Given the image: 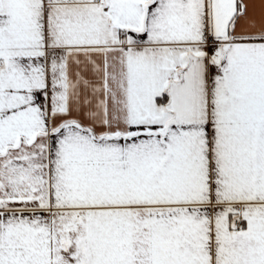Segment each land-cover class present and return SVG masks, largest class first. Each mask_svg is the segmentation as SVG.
I'll return each mask as SVG.
<instances>
[{
	"label": "snow or ice",
	"instance_id": "snow-or-ice-1",
	"mask_svg": "<svg viewBox=\"0 0 264 264\" xmlns=\"http://www.w3.org/2000/svg\"><path fill=\"white\" fill-rule=\"evenodd\" d=\"M254 5L0 0V264H264Z\"/></svg>",
	"mask_w": 264,
	"mask_h": 264
},
{
	"label": "crops",
	"instance_id": "crops-1",
	"mask_svg": "<svg viewBox=\"0 0 264 264\" xmlns=\"http://www.w3.org/2000/svg\"><path fill=\"white\" fill-rule=\"evenodd\" d=\"M262 6H264V0H255L254 10L257 15L260 14ZM252 10H253V6L250 4V11Z\"/></svg>",
	"mask_w": 264,
	"mask_h": 264
}]
</instances>
